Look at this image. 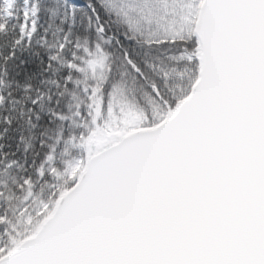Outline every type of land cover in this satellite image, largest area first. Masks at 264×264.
Listing matches in <instances>:
<instances>
[{
    "label": "snow or ice",
    "instance_id": "snow-or-ice-1",
    "mask_svg": "<svg viewBox=\"0 0 264 264\" xmlns=\"http://www.w3.org/2000/svg\"><path fill=\"white\" fill-rule=\"evenodd\" d=\"M0 264H264V0H0Z\"/></svg>",
    "mask_w": 264,
    "mask_h": 264
}]
</instances>
